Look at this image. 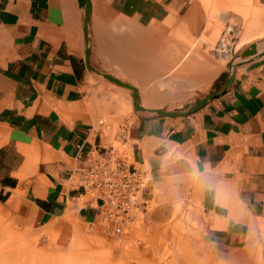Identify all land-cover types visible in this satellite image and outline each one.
I'll return each mask as SVG.
<instances>
[{
  "label": "crops",
  "instance_id": "0c3cea01",
  "mask_svg": "<svg viewBox=\"0 0 264 264\" xmlns=\"http://www.w3.org/2000/svg\"><path fill=\"white\" fill-rule=\"evenodd\" d=\"M89 2V63L149 109L220 91L228 70L209 53L218 55L216 23L264 35V0ZM83 12L77 0H0V202L26 223L90 224L101 201L80 169L92 146L120 137L148 179L146 220L129 238L180 231L200 264H264V55L237 62L195 111L134 109L114 126L125 119L115 97L126 109L130 90L86 66Z\"/></svg>",
  "mask_w": 264,
  "mask_h": 264
},
{
  "label": "rangeland",
  "instance_id": "374dc122",
  "mask_svg": "<svg viewBox=\"0 0 264 264\" xmlns=\"http://www.w3.org/2000/svg\"><path fill=\"white\" fill-rule=\"evenodd\" d=\"M221 10L215 9V21ZM214 26L216 30L211 46L217 42L226 27L223 23H216ZM233 27L237 34L234 40H229L223 52L217 55L209 51L218 61L226 63L227 70L230 65L239 62L237 58L233 63L234 57L249 43H257L255 50L264 47V35L249 39L245 34V24L239 22ZM98 77L103 82L107 81L102 76ZM105 83L110 85L109 82ZM100 89L104 93L105 88ZM115 99L118 101L117 112L125 119L113 120L114 126L119 123L129 124V117L134 110L132 103H127L125 109L123 99ZM192 107L183 106L168 110H188ZM119 138L111 144L126 152V144ZM140 226L136 229L137 233ZM182 233L171 232L166 240L163 236L159 237L156 231L150 238L137 234L134 239H111L98 227L74 218L69 221L59 219L53 225L26 223L17 219L13 211L0 202V264H200L196 258H192L189 247H182L175 240V234L179 237ZM135 239L140 242L137 243ZM195 251L193 249V253Z\"/></svg>",
  "mask_w": 264,
  "mask_h": 264
},
{
  "label": "built area",
  "instance_id": "2783aa9c",
  "mask_svg": "<svg viewBox=\"0 0 264 264\" xmlns=\"http://www.w3.org/2000/svg\"><path fill=\"white\" fill-rule=\"evenodd\" d=\"M236 34L231 27L224 29L214 52H223ZM126 157V152L114 145L97 144L89 149L80 169L83 187L101 201L97 217L89 225L111 239L128 238L146 220L144 193L148 179Z\"/></svg>",
  "mask_w": 264,
  "mask_h": 264
},
{
  "label": "water",
  "instance_id": "95a60500",
  "mask_svg": "<svg viewBox=\"0 0 264 264\" xmlns=\"http://www.w3.org/2000/svg\"><path fill=\"white\" fill-rule=\"evenodd\" d=\"M78 5L79 6H83L84 8V12H83V32H84V36H85V40H86V47H85V64L86 66L100 74L102 77H104L105 79L112 81L116 84H119L121 86H124L126 88H128L130 90V94H131V98H132V106L134 109H140V110H147V111H152L158 115H185L188 114L192 111H195L196 109H198L203 103H205L208 99L214 97L215 95H217L218 93H221L226 86L229 84V82L231 81L232 78V74H233V69L230 70V66H229V70L226 74V78L224 80V84L223 87L220 89V91H216V92H211L208 93L207 95L201 97L198 102L194 105V107L188 109V110H167V109H149V108H145L141 105H139V103L137 102V92L136 89L131 86L130 84H127L123 81H120L116 78H114L112 75L106 73V72H102L99 71L97 69H95L88 60V51H89V46H88V32H87V25H88V21H89V16H90V2L89 0H77ZM240 57L243 59H248L254 56H260V55H264V48H262L260 51H256L255 50V43H249L248 46H246L240 53H239Z\"/></svg>",
  "mask_w": 264,
  "mask_h": 264
},
{
  "label": "bare ground",
  "instance_id": "6f19581e",
  "mask_svg": "<svg viewBox=\"0 0 264 264\" xmlns=\"http://www.w3.org/2000/svg\"><path fill=\"white\" fill-rule=\"evenodd\" d=\"M255 44H257V43H255ZM261 45V44H260ZM262 48H264V47H261L260 49H258V50H256L257 52L258 51H260ZM238 58V61H241V60H243V58H241L240 57V55L239 54H237L235 57H234V60H233V63L235 62V60ZM235 65H230V70H232V68L234 67ZM100 75V74H99ZM129 90V89H128Z\"/></svg>",
  "mask_w": 264,
  "mask_h": 264
},
{
  "label": "trees",
  "instance_id": "16d2710c",
  "mask_svg": "<svg viewBox=\"0 0 264 264\" xmlns=\"http://www.w3.org/2000/svg\"><path fill=\"white\" fill-rule=\"evenodd\" d=\"M224 76H225V73H223L222 77L224 78Z\"/></svg>",
  "mask_w": 264,
  "mask_h": 264
}]
</instances>
